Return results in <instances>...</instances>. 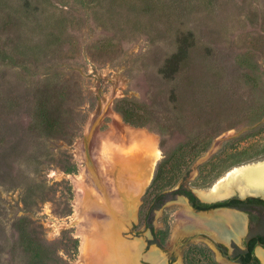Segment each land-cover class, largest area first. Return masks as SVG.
I'll use <instances>...</instances> for the list:
<instances>
[{
    "label": "rangeland",
    "instance_id": "rangeland-1",
    "mask_svg": "<svg viewBox=\"0 0 264 264\" xmlns=\"http://www.w3.org/2000/svg\"><path fill=\"white\" fill-rule=\"evenodd\" d=\"M188 32L196 45L180 75L165 79L160 68ZM121 98L142 105L148 123L125 122ZM262 122L264 0H0V264L105 263L83 250L89 216L76 217L85 197L77 177L97 176L104 141L153 166L121 220L124 237L144 243L140 264H154L143 257L153 248L167 264H222L207 239L182 243L196 229L176 233L183 206L172 191L209 190L264 160V131L226 145ZM209 140L172 187L151 186L165 156ZM263 214L253 210L254 230Z\"/></svg>",
    "mask_w": 264,
    "mask_h": 264
},
{
    "label": "bare ground",
    "instance_id": "bare-ground-1",
    "mask_svg": "<svg viewBox=\"0 0 264 264\" xmlns=\"http://www.w3.org/2000/svg\"><path fill=\"white\" fill-rule=\"evenodd\" d=\"M141 148L142 146L137 147V149ZM125 153L119 145H109L104 141L102 153L97 156L101 159L97 164V176L93 175L92 170H90L89 174L83 172L77 177L78 185L85 192V197L81 206L77 208L76 217L83 222L87 220L86 214L89 216L87 226H80L83 231V250L91 249L97 252L105 258L104 264H140L139 259L142 257L144 247L141 239L124 237L122 233L127 228L121 220L125 219L127 215H131L133 208L135 210L139 206L141 197L149 185L151 179L149 171H152L151 167L153 166H148L147 158L129 159L132 155H126L125 158ZM121 157L123 160H127V164L118 162ZM106 165L107 168H105ZM118 167L119 174L117 178H114L113 174ZM238 167L230 170L209 190L202 191H211ZM181 203L183 208L180 211L181 216L178 218L177 234H183V229L186 227L188 229L195 226H206V228L213 229L218 238L229 241L233 235L239 241L246 231L244 226L245 215L241 213L232 210H218L208 215H196L183 198H181ZM143 257L154 264H167L166 256L156 248H153ZM222 262L223 264H231L223 260Z\"/></svg>",
    "mask_w": 264,
    "mask_h": 264
},
{
    "label": "trees",
    "instance_id": "trees-1",
    "mask_svg": "<svg viewBox=\"0 0 264 264\" xmlns=\"http://www.w3.org/2000/svg\"><path fill=\"white\" fill-rule=\"evenodd\" d=\"M196 45V38L194 33L188 32L183 34L178 39V48L175 53H173L170 57L166 59L163 66L160 68V73L165 79L175 80L178 75L182 72L184 65L187 63L190 57L191 49ZM173 101L176 102V96H173ZM116 110L122 115L125 122L134 125V126H142L145 123H148V111L146 109L128 99L121 98L116 101L115 104ZM46 113V110H45ZM47 117L46 128L49 131L54 130L57 127L56 120L50 115ZM264 131V122H262L257 127L248 130L247 132L241 134L240 136L230 140L226 143V145L237 144L241 141L247 140L251 137L258 135L259 133ZM211 145V140L207 141L203 147L197 148H185L183 150H179L178 155L172 154L165 156L163 160H161L156 168V172L152 181L151 186L158 187L161 190L169 189L173 186V182H175V178L179 172H182L184 165L188 162L187 158L189 156H197L199 157L202 153H205ZM225 145V146H226ZM220 165H217L218 168ZM215 167V168H216ZM163 192V191H162ZM177 193H183V185L181 188L176 190ZM193 199H195L194 195L190 192H187ZM159 197L164 198L165 194L161 193ZM162 202V201H161ZM161 202L156 205L159 207ZM253 205H259L264 207V199L260 197H249L247 199H239L237 197L230 198L225 201H221L212 205L201 204L203 208L209 207H221V206H230L235 207L242 210H247L251 208Z\"/></svg>",
    "mask_w": 264,
    "mask_h": 264
},
{
    "label": "flooded vegetation",
    "instance_id": "flooded-vegetation-1",
    "mask_svg": "<svg viewBox=\"0 0 264 264\" xmlns=\"http://www.w3.org/2000/svg\"><path fill=\"white\" fill-rule=\"evenodd\" d=\"M181 186L179 188H181ZM179 188L173 190L172 194L181 195V197L187 202L188 206L190 205L189 207L191 208L193 213L196 215L198 214L208 215V214H211V212L214 213V212H217L218 210H224L220 208L238 209V208L230 207V206H221V207L216 206V207L203 208L201 204L212 205V204H215L213 203L214 200L213 201L206 200L203 197H201L200 194H198L199 192L197 193L196 191H193L191 188H188L185 186H183V193H177L176 190H178ZM187 192L192 193L195 199H193L190 195H188ZM236 197L241 199L238 196V193ZM244 199H247V198H244ZM155 207L157 208V206ZM254 209H260L264 213V207L259 206V205H253L251 208H248L247 210L238 209L241 212L243 211V213L241 214L243 215L248 214L247 215L248 223H247V226L245 227L246 237L244 236L245 238L241 241V243H239V241L236 240L233 237V235H231L229 241H226L225 239L218 238L217 234L214 233L213 229L205 228V227H197V226L195 227L189 226L190 228L188 229H196V232H194L191 236L187 237L182 243L183 244L188 243L189 241H191L192 239H196L197 237L203 238V239L205 238L214 245L221 259L223 261H226L227 263L264 264V259L258 253L259 249H264V219L259 223V229L254 230L251 224L253 222L252 220H254L252 216V212ZM263 217H264V214H263ZM150 227L152 228V232L154 233L153 226L150 225ZM214 264H220V262L217 261V262H214Z\"/></svg>",
    "mask_w": 264,
    "mask_h": 264
},
{
    "label": "water",
    "instance_id": "water-1",
    "mask_svg": "<svg viewBox=\"0 0 264 264\" xmlns=\"http://www.w3.org/2000/svg\"><path fill=\"white\" fill-rule=\"evenodd\" d=\"M206 200L213 203L228 200L237 195L241 198L261 197L264 199V161L238 167L222 179L211 191L193 189ZM243 213L234 208H220ZM264 259V249L258 250Z\"/></svg>",
    "mask_w": 264,
    "mask_h": 264
}]
</instances>
